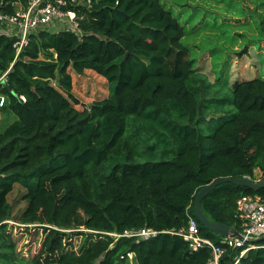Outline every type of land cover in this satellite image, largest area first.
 <instances>
[{"label": "trees", "instance_id": "obj_1", "mask_svg": "<svg viewBox=\"0 0 264 264\" xmlns=\"http://www.w3.org/2000/svg\"><path fill=\"white\" fill-rule=\"evenodd\" d=\"M29 1L0 0V11L15 15ZM84 1L69 6L79 34L40 32L20 53L0 34V111L14 118L0 132V264H33L16 253L8 221L47 232L75 229L72 219L84 229L73 234L82 252L44 264H125L129 254L135 264H207L209 247L195 252L167 232L188 228L197 194L214 181L256 182L257 171L264 180V79L238 81L226 94L198 76L185 29L163 0ZM88 70L110 92L80 118L72 72ZM34 147L42 154L32 158ZM246 196L264 200V188L222 184L203 211L240 232ZM196 220L201 236L220 245ZM145 228L160 234L110 235ZM255 243L244 254L226 248L220 263L264 264V239Z\"/></svg>", "mask_w": 264, "mask_h": 264}, {"label": "rangeland", "instance_id": "obj_2", "mask_svg": "<svg viewBox=\"0 0 264 264\" xmlns=\"http://www.w3.org/2000/svg\"><path fill=\"white\" fill-rule=\"evenodd\" d=\"M165 7L179 18L185 29L182 43L189 49L198 76L207 78L216 89L226 94L241 80L264 79V0H163ZM73 75L74 105L82 118L90 105L109 96L107 81L95 72ZM1 106V105H0ZM14 118L0 111V132ZM206 133L207 130L204 128ZM50 141L44 146L48 150ZM32 158L42 154V147L32 148ZM31 164L38 159L29 161ZM261 173L256 172V182ZM17 190L10 196L15 204ZM23 203V207H26ZM71 230L52 227L47 232L38 226L7 222V230L16 243V253L33 264L59 261L82 252L84 231L76 219L70 220ZM71 237H68V235ZM125 264H135L129 259Z\"/></svg>", "mask_w": 264, "mask_h": 264}, {"label": "built area", "instance_id": "obj_3", "mask_svg": "<svg viewBox=\"0 0 264 264\" xmlns=\"http://www.w3.org/2000/svg\"><path fill=\"white\" fill-rule=\"evenodd\" d=\"M73 4L89 6L90 2L86 3L84 0H30L27 7L23 10L19 9L15 15L4 14L0 11V34L15 39V48L20 53L30 37L40 32L58 34L69 31L78 33L77 14L69 9V6ZM3 102L4 98L0 105ZM238 217L242 222L239 235L222 238L220 245L201 236L198 222L193 215H189L187 229L167 233L181 236L195 252L209 247L212 251V259L207 264H221L220 260L226 248L241 249V254H244L249 250L259 248L255 242L264 238V200L258 196L241 198L238 201ZM159 234L158 231L145 228L129 230L123 235H110L115 238L128 237L145 240ZM128 259L133 261L134 255L129 254ZM233 264H239V258H236Z\"/></svg>", "mask_w": 264, "mask_h": 264}, {"label": "water", "instance_id": "obj_4", "mask_svg": "<svg viewBox=\"0 0 264 264\" xmlns=\"http://www.w3.org/2000/svg\"><path fill=\"white\" fill-rule=\"evenodd\" d=\"M116 11L121 16L128 18L125 12H122L120 10H116ZM225 183H231V184H235L238 186L250 188L253 190H260L264 188V180L255 182V181H252L250 179H245V178L244 179H233V178L219 179L211 183L209 186H206L205 188H203L196 196V199L194 202V216L196 217V219H198L209 232L213 233L216 236H219L220 238L237 237L239 233L234 228L221 224V223L212 222L207 217V215L204 213L203 207H202L203 200L213 190H215V188Z\"/></svg>", "mask_w": 264, "mask_h": 264}, {"label": "crops", "instance_id": "obj_5", "mask_svg": "<svg viewBox=\"0 0 264 264\" xmlns=\"http://www.w3.org/2000/svg\"><path fill=\"white\" fill-rule=\"evenodd\" d=\"M87 72H91L90 70H88V71H86L85 73H87Z\"/></svg>", "mask_w": 264, "mask_h": 264}]
</instances>
